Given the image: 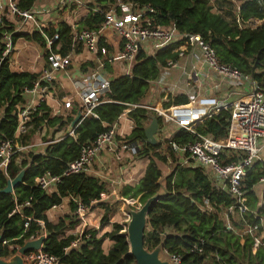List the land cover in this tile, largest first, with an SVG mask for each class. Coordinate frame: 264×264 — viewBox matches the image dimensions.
<instances>
[{"label": "trees", "instance_id": "obj_1", "mask_svg": "<svg viewBox=\"0 0 264 264\" xmlns=\"http://www.w3.org/2000/svg\"><path fill=\"white\" fill-rule=\"evenodd\" d=\"M89 9L87 16L81 21L78 29L88 28L98 30L103 22V13L93 9H107L114 0H84ZM137 7H147L153 11L158 25H172L180 33L200 35L212 47L223 64L236 68L243 74L262 80L264 78V0H239V20L244 24L248 19L259 22L257 28H245L240 31L236 25L228 22L222 15L212 11L210 0H129ZM219 9L233 5L228 0H215ZM38 0H19L18 8L31 9ZM233 7V6H232ZM236 12V10H235ZM234 12V13H235ZM150 15V14H148ZM12 24L0 22V141L12 139L17 125L15 108L22 103L21 91L30 87L37 75L29 73L14 74L9 70V57L3 61L2 38L11 32ZM55 30H47L53 33ZM62 50L70 46L72 30L66 23L58 25ZM20 38L27 42L43 46V38L39 33H21L14 36L13 45ZM188 43L183 40L175 44L163 46L154 56L140 53L130 69L129 75L119 76L110 81L108 98L110 102L103 103L94 111L97 119L85 118L75 129L76 137L67 136L62 141L46 147L43 155L28 154L20 165H16L14 157L5 171H0V191L9 179L13 180L24 171L22 183L10 194L0 193V229L3 230L5 248L0 244V258H10L15 251H9L8 246L22 247L25 242L35 240L40 234H45L41 251L55 257L59 264H136L129 250L126 223L120 225L113 220L110 231L99 237L98 232L86 227L82 236L72 232L80 222L73 214L76 204L72 199H78L82 206L90 207L92 203L102 199L106 186L98 179L87 174L64 176L57 185L55 193L46 194L36 185V179L45 172L61 177L69 162L75 160L84 144L93 142L107 128L117 121L129 105L139 104L148 91V83L164 69L167 60L175 61L180 53H187ZM189 104L185 95L168 97L162 104L164 111L177 112ZM71 111L66 117H52L42 106L34 115L35 128L46 126L48 135L54 131L63 130L75 117ZM161 118L149 110L137 108L128 113L133 122L132 133L125 140L142 142L138 158H147L148 164L144 177L135 185L120 188L121 199L128 200L127 206L132 210L140 209L148 199L158 194L164 196L154 202L148 210L147 225L144 230V248L151 251L158 246L166 256L175 255L180 264H264V247L254 248L251 235H241L249 226L257 225L258 233L264 228V193L258 196L257 183L260 178L259 167L254 165L242 181V189L247 198L250 211L241 216L238 211L230 218L231 229L226 230L222 210L235 205L237 200L226 192L214 189L208 174L200 168L175 166L172 172L164 178L159 164L165 166L167 160L175 161V157L167 146V155H163L160 145L152 146L145 140L144 128L148 125L149 116ZM231 108L226 106L217 112H210L199 120L188 125L189 130L181 129L171 141L179 146L194 142L199 136H211L218 141H226L230 131ZM227 163V159L222 157ZM66 198L69 212L59 217L57 222L51 220L48 211L59 207ZM207 199L211 211H204V200ZM29 202L24 206V202ZM126 202V203H127ZM21 207L20 213L9 214ZM102 217L100 224L109 221L113 210L111 203L98 204ZM30 218L29 228L24 233V224ZM260 219L262 224H260ZM77 221V222H76ZM43 224V227L38 225ZM109 240L110 246L105 251L104 240ZM203 241L200 252L194 247Z\"/></svg>", "mask_w": 264, "mask_h": 264}, {"label": "built area", "instance_id": "obj_2", "mask_svg": "<svg viewBox=\"0 0 264 264\" xmlns=\"http://www.w3.org/2000/svg\"><path fill=\"white\" fill-rule=\"evenodd\" d=\"M3 2L4 7L0 11H7L16 20V23L14 26L12 25L11 32L5 33L2 38L4 48L1 61L9 57L8 65L10 66V56L15 46L12 39L21 33H27L25 30L26 25L30 23L33 30L29 33L37 32L43 38L42 49L46 67L41 69L30 87H26L21 91L22 103L14 111L17 120L14 137L0 141V171H5L14 157H16V165H20L21 161L18 163L17 159L23 153L43 155L46 147L62 141L67 136L75 138L74 131L83 119L98 118L94 110L103 103L110 102L108 88L111 79L117 77L111 76V73L108 75L109 72L105 69L107 63L116 62L120 64L124 70L121 76L129 75L130 69L140 53L145 52L147 56H154L163 46L185 40L190 48L188 52L180 53L175 61L167 60L165 68L178 70L179 62L184 58H188L194 70V77L203 88H206V91L220 93L223 89L222 86H226L229 89H240V97L230 106V131L225 142L215 140L211 136H199L194 142L186 143L184 146H179L171 140L168 145L173 152L182 155L183 161L178 164L180 167L187 168V166H190L204 170L210 176L216 191L226 192L237 200L235 205L221 209L227 231L231 229L230 218L236 211L241 216L255 213L250 211L246 205L247 198L242 189V181L251 168L257 165L260 173L257 186L261 189V195L264 193V78L262 80L255 79L228 64H223L218 59L214 49L200 35L180 33L172 25H158L154 16H152L153 11L151 9L147 7L139 8L129 0H114V4L107 9H93L94 12H102L104 15L103 22L98 30L77 29L75 25L70 26L72 30L71 51L67 54L61 51L59 33L54 31L51 34L43 29L39 25L35 11L18 8L17 0H3ZM54 2L58 8L66 10L85 9L88 13L91 10L84 0H54ZM239 10L238 7L233 20L227 21L236 25L240 31L245 28L254 29L259 26L260 23L252 19H248L246 23L241 24ZM110 33L120 43V53L117 57L112 56L110 50H108L110 41L107 36ZM76 48H84L94 54L97 67L82 81H73L74 88L77 91L75 95L77 104H74L72 97L61 102L57 76L62 72L69 75L73 73L71 72L72 55L75 53ZM211 74H213L215 82L204 86L203 84ZM174 94L181 96L183 92L176 89ZM42 106L47 109L52 117H66L70 114L69 111L73 109L76 112L74 119L79 114L81 118L74 126H71L72 121L63 130L54 131L52 135H48L46 126L35 128L33 123L34 115ZM137 108L152 111L164 123L172 122L178 126L179 130L189 131H192L188 128L190 123L201 119L212 111H219L216 108L209 107L205 115H197L194 117L196 119L192 118L183 124L161 107L142 106L140 103L129 105L117 121L111 124L103 134L99 135L93 142L80 147L78 157L67 164L61 177L45 172L42 177L36 179V185L40 190L46 194L55 193L62 177L87 174L89 167L104 152L112 154L117 162H122V153L137 156L142 144L138 141L132 142L119 137L117 131L118 121L124 118L129 119L128 113ZM129 121L133 126V122L130 119ZM233 127L244 136L243 147L231 141ZM222 157L228 160L227 163L222 161ZM72 201L76 204L73 214L80 223H84L89 207L82 206L78 199H72ZM28 205V201L24 202L23 207ZM20 208L15 207L9 217L20 213ZM203 210H212L207 199L204 200ZM30 221L31 219L27 218L23 228L24 233L28 230ZM260 224H262L261 219ZM38 225L43 227L41 222H38ZM258 231L257 225H253L242 231L241 235H251L254 239V248L259 245L264 247V228L260 236H256ZM39 236L46 237L45 234ZM0 244L2 248H5L7 241H2ZM202 244L203 241L193 250L200 252L199 248ZM14 247L16 251L20 248L19 246L10 245L8 250L15 251ZM168 259L172 264H180V259L175 255L168 256ZM24 261L28 264H59L58 259L44 254L41 249L25 254Z\"/></svg>", "mask_w": 264, "mask_h": 264}, {"label": "crops", "instance_id": "obj_3", "mask_svg": "<svg viewBox=\"0 0 264 264\" xmlns=\"http://www.w3.org/2000/svg\"><path fill=\"white\" fill-rule=\"evenodd\" d=\"M17 2L19 3V0H17ZM210 3V6H212V11L216 14L222 15L226 20H233L235 15L234 12L239 7V4L237 3L236 5H232L233 7L231 6V9L233 10H227L229 8L226 9V7L223 9H219L217 1L210 0ZM2 7H4V2L3 0H0V10L2 9ZM31 9L37 13V20L39 22V25H41L43 29L50 31H57L58 25L63 22L69 25V27L75 25L78 29L79 24L88 14L85 9L66 10L64 8H58L54 0H38L35 6H33ZM3 21H7L13 26L16 23V20L11 17V15L7 11H0V22ZM25 30L27 31V33L33 30L30 23L26 25ZM107 38L110 41V46L108 47V50H110L112 56L117 57L120 53V43L118 39L116 40L111 33L107 36ZM61 51H63L62 45ZM70 51L71 50L69 46V48L67 47L66 51H63V53L67 54ZM45 67L46 62L42 46H39L32 42H27L23 38H20L16 41L13 53L10 56V72L14 74L29 73L38 75L41 72V69ZM96 67L97 63L94 54L90 53L84 48H76L75 53H73L72 55L71 72L73 73L69 75L66 72H62L57 76V86L60 92V101L62 102L65 99L72 97L74 99V104H77V98L75 97L77 91L74 88L73 81H82L84 77L92 73ZM105 69L109 72L108 75L111 73V76H121L124 72L123 67L120 64H117L116 62L107 63ZM193 73L194 70L188 58H184L182 61L179 62L178 70H170L165 67L164 69H160L156 79L149 82L147 88L148 91L144 95V98L141 100L140 105L162 108V104L167 101L168 97H177L176 94H174V91L176 89H180L183 92L182 95H186L188 97L189 104L183 108H178V110H176L177 112L174 113L170 110L168 111V114H170L173 118L178 119L179 122L184 124L185 122H188V120L196 117L197 115H205L209 107H213L217 110H220L225 108L227 105L232 106L233 103L239 99L240 89L236 88L229 89L226 88V86H222L223 89L220 93H213L210 90L206 91V88H203L199 84V81L194 77ZM214 82V76L213 74H211L208 80L203 85L208 86ZM71 111L74 110L71 109L69 113H71ZM149 123L150 120L148 124ZM131 128H133V126H131L129 119L124 118L119 120L117 124L118 136L125 139V137H128L132 133ZM157 130L158 131L155 135V138L157 144L160 145L159 151L163 155L168 156V150L166 149L168 146V142L172 139V137H174L178 133L179 128L174 123H164V121L161 119L160 125L158 123ZM139 143L142 144V142ZM172 153L175 157V161L173 162L171 159H169V157H167L168 160L166 163V165H171V172L175 166H179L178 164L183 161L182 155L177 154L173 151ZM121 158L122 162H117L112 154L104 152L99 157V159L96 160L89 167L87 175L98 179L102 184L106 186L107 191L102 196L101 200L92 203L89 207V210L91 211L89 212L88 210L89 215H86L84 221L88 222L83 224L80 223V225H78V227H82L83 230L88 227L98 232V227L96 226V224H91V221L98 220V218L97 220L92 219L94 212L97 214H101V216L103 214L99 207H97V205L111 203L114 206V204L116 205L120 201L126 203L128 200L121 199L119 196L118 191L120 190V188L126 185L135 186L144 177V174L146 172L145 169L148 164V159L146 157L138 158L137 156H131L128 153H122ZM166 176H164V178H166ZM261 196L262 195L260 189V199ZM69 201L70 198H66L62 205H64L65 202L69 203ZM61 206L53 208L47 213L49 218L54 222H57L59 217L54 215L52 211L54 209L60 208ZM68 207L69 206H67V208ZM108 222L112 224L113 220L110 221L109 218ZM118 222L120 223V221Z\"/></svg>", "mask_w": 264, "mask_h": 264}, {"label": "water", "instance_id": "obj_4", "mask_svg": "<svg viewBox=\"0 0 264 264\" xmlns=\"http://www.w3.org/2000/svg\"><path fill=\"white\" fill-rule=\"evenodd\" d=\"M80 114L73 120L71 126H74L80 120ZM150 123L145 126V140L148 144L156 146V138L158 120L155 116H149ZM19 175L13 180L9 179L7 181L6 187L0 191L1 194H10L13 189L19 186L22 183L24 171L18 173ZM164 194H158L154 197H151L147 202L138 210H132L127 206V212L129 213V220L126 225V233L128 236L129 250L127 254L132 255L135 259L136 264H172L170 261H164L160 259L161 246L156 247L151 251H147L144 248V230L147 225L148 219V210L150 206L161 199ZM126 204L129 205L127 202ZM3 241V230H0V243ZM45 241L44 237H39L35 240H29L19 248L18 254L15 255L9 261L2 260L0 258V264H23L22 256L31 251H36L42 249L43 242Z\"/></svg>", "mask_w": 264, "mask_h": 264}, {"label": "rangeland", "instance_id": "obj_5", "mask_svg": "<svg viewBox=\"0 0 264 264\" xmlns=\"http://www.w3.org/2000/svg\"><path fill=\"white\" fill-rule=\"evenodd\" d=\"M228 1H230V2H232V4L234 5H236L237 3H238V1L239 0H228ZM210 5H211V3H210ZM232 6V5H231ZM227 9V8H226ZM227 10H229V9H227ZM117 77H119V76H117ZM43 150V149H42ZM24 158H27V154H24L23 153V155H21V156H19L18 157V163L20 162V161H22ZM171 165H166V166H162V165H160L159 164V167H160V169L163 171V174H164V176H166V175H168L171 171V167H170ZM257 189H258V196H260V189H259V187H257ZM67 206H68V203H66L65 202V204L64 205H62L60 208H58V209H54L53 211H52V213L54 214V215H56V216H58V217H61V216H63V215H65V213H67V212H69V207L67 208ZM129 207V206H128ZM130 208V207H129ZM131 209V208H130ZM91 210H89V212H90ZM128 210H127V204L126 203H124V202H122V201H120L118 204H114V206H113V210H112V212H111V215L109 216V218H110V221H112V220H118V221H120V225H123L124 223H127V221L129 220V213L127 212ZM89 212L87 213V216L89 215ZM91 215V214H90ZM101 214H97V213H95L94 212V214H93V217H92V219H96L97 220V218H98V220L100 221V219H101ZM91 221L92 223V225L93 224H96V226L98 227V236H103L104 235V233H106L108 230L110 231V228H111V224H110V222H106L105 224H103V225H101L100 224V222L99 221ZM77 222V221H76ZM86 222H88V221H86ZM86 222H84V223H86ZM81 224H83L82 222H81ZM92 227V226H91ZM84 230H83V228L82 227H76V229L72 232V234H74V235H76V236H81L82 235V232H83ZM81 232V233H80ZM40 236H38V238H39ZM38 238H36V239H38ZM104 242H105V246H104V249H105V251L109 248V246H110V243H109V240H107V239H105L104 240ZM14 249H15V247H14ZM19 250V249H18ZM18 250L16 251V249H15V254L13 255V256H15V255H19L18 254ZM27 254V253H26ZM13 256H11L10 258H5V259H2V260H7V261H9V260H11L12 258H13ZM20 256V255H19ZM25 256V255H24ZM24 256H22V260H23V264H28L26 261H24ZM160 259L161 260H164V261H169V259H168V257L165 255V253H163V252H161L160 251Z\"/></svg>", "mask_w": 264, "mask_h": 264}, {"label": "bare ground", "instance_id": "obj_6", "mask_svg": "<svg viewBox=\"0 0 264 264\" xmlns=\"http://www.w3.org/2000/svg\"><path fill=\"white\" fill-rule=\"evenodd\" d=\"M231 141L235 142L240 147L244 146V136L241 133H239L235 127L231 133Z\"/></svg>", "mask_w": 264, "mask_h": 264}]
</instances>
